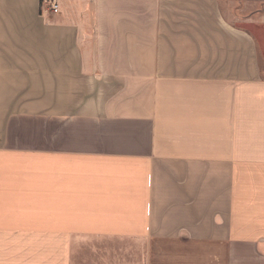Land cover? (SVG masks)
<instances>
[{
    "label": "crops",
    "instance_id": "0c3cea01",
    "mask_svg": "<svg viewBox=\"0 0 264 264\" xmlns=\"http://www.w3.org/2000/svg\"><path fill=\"white\" fill-rule=\"evenodd\" d=\"M56 1L0 0V264H264V73L221 8L264 0Z\"/></svg>",
    "mask_w": 264,
    "mask_h": 264
},
{
    "label": "rangeland",
    "instance_id": "374dc122",
    "mask_svg": "<svg viewBox=\"0 0 264 264\" xmlns=\"http://www.w3.org/2000/svg\"><path fill=\"white\" fill-rule=\"evenodd\" d=\"M221 8L225 11V15L238 24L240 28H250L251 30V21L248 22L247 20H249V17L255 20L253 29L257 35L259 47V50H257L258 63L261 71L264 73V9H261L260 6L251 8V5L244 6L242 4L234 5V7L230 4H225Z\"/></svg>",
    "mask_w": 264,
    "mask_h": 264
},
{
    "label": "built area",
    "instance_id": "2783aa9c",
    "mask_svg": "<svg viewBox=\"0 0 264 264\" xmlns=\"http://www.w3.org/2000/svg\"><path fill=\"white\" fill-rule=\"evenodd\" d=\"M46 9L50 14H57L59 12V5L56 0H42L41 11Z\"/></svg>",
    "mask_w": 264,
    "mask_h": 264
}]
</instances>
